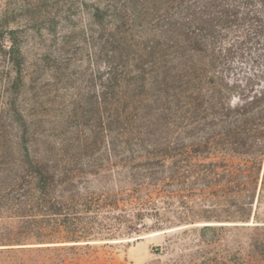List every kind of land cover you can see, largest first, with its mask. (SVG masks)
<instances>
[{
  "label": "trees",
  "instance_id": "trees-1",
  "mask_svg": "<svg viewBox=\"0 0 264 264\" xmlns=\"http://www.w3.org/2000/svg\"><path fill=\"white\" fill-rule=\"evenodd\" d=\"M78 2L89 30L74 26ZM19 11L0 10V212L19 222L0 233V264H78L82 241L149 229L148 217L161 227L176 200L185 220L199 207L244 222L245 264H264V0H28ZM23 15L63 47H96L62 142L43 138L28 98L25 33L11 27ZM29 240L45 245L14 247Z\"/></svg>",
  "mask_w": 264,
  "mask_h": 264
},
{
  "label": "rangeland",
  "instance_id": "rangeland-1",
  "mask_svg": "<svg viewBox=\"0 0 264 264\" xmlns=\"http://www.w3.org/2000/svg\"><path fill=\"white\" fill-rule=\"evenodd\" d=\"M8 3L20 12L28 0H0V10ZM71 11L78 31L93 28L91 13L80 2ZM25 19V15L20 16L19 22L11 27H20L25 33L28 98L35 105L33 113L40 122L38 128L43 138L53 143L62 142L72 124L77 123L71 119L74 102L89 91L91 79L97 75L98 65L93 55L96 47L82 41L63 47L60 39L45 28L40 32L29 28ZM65 25L59 26L58 37L71 29L67 26L70 23ZM83 128L87 129V125ZM199 210L195 207L185 220L186 210L176 200L170 208H162L161 227L152 228L155 220L148 217L145 223L149 229L82 241V247L86 243L91 245L89 249H77L82 255L78 264H245L246 230L242 226L245 223L204 218ZM18 225L9 211L0 212V233ZM209 225L217 230L205 229ZM214 236L213 241L208 240ZM37 242L29 240L14 247L45 245Z\"/></svg>",
  "mask_w": 264,
  "mask_h": 264
}]
</instances>
